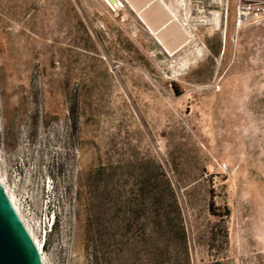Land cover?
Instances as JSON below:
<instances>
[{
    "label": "rangeland",
    "instance_id": "rangeland-1",
    "mask_svg": "<svg viewBox=\"0 0 264 264\" xmlns=\"http://www.w3.org/2000/svg\"><path fill=\"white\" fill-rule=\"evenodd\" d=\"M241 1L173 0L169 51L0 0V180L44 264H264V13Z\"/></svg>",
    "mask_w": 264,
    "mask_h": 264
},
{
    "label": "crops",
    "instance_id": "crops-1",
    "mask_svg": "<svg viewBox=\"0 0 264 264\" xmlns=\"http://www.w3.org/2000/svg\"><path fill=\"white\" fill-rule=\"evenodd\" d=\"M73 6L85 22L91 26H97V29L103 30L104 17L113 12L117 15L113 22L117 25L131 26L134 36L145 33L151 40L161 45L157 36H162L165 28L170 22L166 21L170 13L175 23L182 30L181 23L175 15L173 0H71ZM167 23V24H166ZM184 31V30H183ZM185 32V31H184ZM102 33H104L102 31ZM165 42L170 40L163 38ZM182 43V42H181ZM179 43L177 46H179ZM175 46L172 50H174ZM171 50V51H172ZM236 262V261H234Z\"/></svg>",
    "mask_w": 264,
    "mask_h": 264
},
{
    "label": "water",
    "instance_id": "water-1",
    "mask_svg": "<svg viewBox=\"0 0 264 264\" xmlns=\"http://www.w3.org/2000/svg\"><path fill=\"white\" fill-rule=\"evenodd\" d=\"M0 264H43L36 244L0 182Z\"/></svg>",
    "mask_w": 264,
    "mask_h": 264
},
{
    "label": "bare ground",
    "instance_id": "bare-ground-1",
    "mask_svg": "<svg viewBox=\"0 0 264 264\" xmlns=\"http://www.w3.org/2000/svg\"><path fill=\"white\" fill-rule=\"evenodd\" d=\"M246 1H248V0H246ZM166 21H167V22H170V23H169V26H167V28H165V30H164L163 38H164V36H165V38L168 37L170 40H168L167 42H165V41L163 40L162 36L159 35V36H157V37H158L159 41L162 43V45L165 46L167 50L171 51L175 46H177L179 43H181V42L186 38V33H185L180 27H178V26L176 25V23H175V19H174V17H173L170 13H168V16H167V18H166ZM166 24H167V23H166ZM0 182H1V184H2V186H3V188H4V190H5V192H6L7 196H8V198H9V200H10L12 206L14 207L16 213L18 214L19 218L21 219V221L23 222V224H24V226L26 227L27 231L29 232V234H30V236H31V238H32V240H33V242H34V243L36 244V246H37V243L35 242V240H34L32 234H31L29 228L27 227V225L25 224L24 220H23L22 217L20 216V214H19L17 208L15 207V204H14V202H13L11 196H10L9 193L7 192V190H6V188H5V186L3 185V183H2L1 180H0ZM37 249H38L39 254H40V256H41L42 253H41V250H40L39 246H37ZM41 259H42V256H41ZM42 263H43V259H42ZM43 264H44V263H43Z\"/></svg>",
    "mask_w": 264,
    "mask_h": 264
},
{
    "label": "built area",
    "instance_id": "built-area-1",
    "mask_svg": "<svg viewBox=\"0 0 264 264\" xmlns=\"http://www.w3.org/2000/svg\"><path fill=\"white\" fill-rule=\"evenodd\" d=\"M237 22L246 18H255L261 13H264V0H242L238 3L236 8ZM225 168L224 165H222ZM230 264H253V263H242V262H231Z\"/></svg>",
    "mask_w": 264,
    "mask_h": 264
},
{
    "label": "trees",
    "instance_id": "trees-1",
    "mask_svg": "<svg viewBox=\"0 0 264 264\" xmlns=\"http://www.w3.org/2000/svg\"><path fill=\"white\" fill-rule=\"evenodd\" d=\"M180 230H181V232H182V234H183V229L180 228ZM183 235H184V234H183ZM183 264H188L187 260H186L185 263H183Z\"/></svg>",
    "mask_w": 264,
    "mask_h": 264
}]
</instances>
